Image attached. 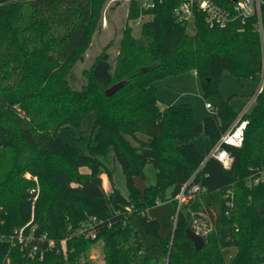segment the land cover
<instances>
[{"label":"trees","instance_id":"trees-1","mask_svg":"<svg viewBox=\"0 0 264 264\" xmlns=\"http://www.w3.org/2000/svg\"><path fill=\"white\" fill-rule=\"evenodd\" d=\"M106 2L0 0V264H79L98 242L105 264H264V181L249 184L264 170V80L244 115L243 145H224L234 158L231 167L213 157L205 161L240 112L220 94L224 72L241 85L264 73L257 18L212 28L195 9L191 33L177 14L181 0H154L150 8L131 0L116 57L109 42L77 87L74 69L101 28ZM142 15L151 18L136 37L130 21ZM262 21L264 26V3ZM188 71L197 73L205 98H219L202 119L190 103L162 107L157 95V81ZM123 80L121 89L106 94ZM90 111L96 114L95 137L90 155H83L67 138L83 137L74 128ZM203 134L211 144L207 151L194 143ZM111 147L127 196L99 158ZM150 163L156 183L142 193L135 178L146 180ZM191 179L204 192L182 206L163 238L148 208L168 200L177 208L175 197ZM201 210L214 229L197 249L187 229L191 211ZM135 221L160 240L163 254L146 253Z\"/></svg>","mask_w":264,"mask_h":264},{"label":"rangeland","instance_id":"rangeland-1","mask_svg":"<svg viewBox=\"0 0 264 264\" xmlns=\"http://www.w3.org/2000/svg\"><path fill=\"white\" fill-rule=\"evenodd\" d=\"M139 1L143 4L144 0ZM130 3L131 0H107L101 28L95 33L92 44L87 50L84 60L79 62L74 69L76 76L74 82L75 86L79 87L82 84L84 80L82 75L83 70L91 66L95 57L109 42H113L110 48L112 59L116 57L123 28L127 22ZM150 18L149 15H142L136 22L130 21V24H132L134 28L133 34L136 37L141 35L142 23ZM188 29L191 33L194 31L193 22L190 23ZM244 82V85H241L238 79L230 71H225L219 86L221 96L224 99L231 98V103L237 110H240L251 102L254 94L263 83V76L259 75L256 79H246ZM157 84L160 86L157 95L162 107L167 103H190L194 108L196 117L199 119H202L211 113V109L206 107L207 102H211L212 104H217L219 102V98L215 95H212L209 98L204 97L201 80L195 71L169 75L157 81ZM95 118V112L90 111L86 115L82 126L79 129L74 128L75 133L80 132L83 135L82 138H67V140L75 145L83 155H90L89 143L90 141H93L95 137V132H93ZM194 143L201 151H207L211 146L209 138L205 134L195 139ZM99 158L112 171V178L115 187L123 195L127 196L128 189L126 178L120 163L114 156L113 147H111L105 154L100 155ZM82 171L87 172V169L82 168ZM144 173L147 186L154 185L156 183L157 174L155 166L152 163L148 164L144 169ZM102 178L103 181L106 182V185L103 183L104 188H107L108 192L111 191L112 185L108 182L107 177L103 174ZM171 191V188L168 189V196H170ZM147 212L150 217L159 220L161 224V236L163 238L168 237L175 226L174 218L171 216L176 212V204L172 200L158 202L156 205L148 208ZM134 225L143 237L146 253L151 255L163 254V250L161 246H159L160 240L146 234L136 221L134 222ZM86 261H88L89 264H105L101 242L95 244L89 250L87 256H82L79 264H86Z\"/></svg>","mask_w":264,"mask_h":264},{"label":"built area","instance_id":"built-area-1","mask_svg":"<svg viewBox=\"0 0 264 264\" xmlns=\"http://www.w3.org/2000/svg\"><path fill=\"white\" fill-rule=\"evenodd\" d=\"M181 5L177 10V14L180 20L193 22L195 9L200 10L205 14V19L210 27H225L228 24L237 21L245 24L251 17H256V29L261 37H264V26L262 21V5L264 0H181ZM145 8H150L155 5L154 0H144L142 4ZM264 80V73H262ZM262 85L254 94L251 102L243 107L239 115L232 125V127L222 135L220 140L211 148L206 155L205 161L213 157L218 159L225 168L231 167L234 158L231 153L224 147V145H230L235 147H241L245 138V130L248 124V120L244 118V115L251 109L253 103L259 92L262 89ZM207 108L212 109L211 102H207ZM264 181V170H262L257 176L253 175L250 178V185L258 184ZM32 192H36V189H32ZM204 192L199 184H192V179L185 184L183 189L176 195L177 208L175 214L172 216L175 221V225L179 216V212L182 206ZM229 191L226 196L229 198L228 205L233 206ZM175 227V226H174ZM190 227L203 238L208 236L214 229V223L211 216L206 211H191V225ZM19 241L23 242V229L17 231ZM37 250V247L35 246Z\"/></svg>","mask_w":264,"mask_h":264},{"label":"water","instance_id":"water-1","mask_svg":"<svg viewBox=\"0 0 264 264\" xmlns=\"http://www.w3.org/2000/svg\"><path fill=\"white\" fill-rule=\"evenodd\" d=\"M125 84H126L125 80L113 84L112 86L106 89V94L113 95L119 89H121ZM135 186L142 193H145L147 189V184L143 176H137L135 178ZM187 236L195 243L197 249H201L205 245L204 238L200 234L196 233L191 227L187 229Z\"/></svg>","mask_w":264,"mask_h":264},{"label":"crops","instance_id":"crops-1","mask_svg":"<svg viewBox=\"0 0 264 264\" xmlns=\"http://www.w3.org/2000/svg\"><path fill=\"white\" fill-rule=\"evenodd\" d=\"M169 104H172V103H169ZM207 104V103H206ZM206 107H207V105H206ZM208 109H210V108H208ZM242 109V108H241ZM240 109V110H241ZM103 176V175H102ZM104 176H106L107 177V180H108V182L110 183V181H109V178H108V176H107V174H104ZM103 183L105 184L106 182L105 181H103ZM111 184V183H110ZM106 185V184H105ZM107 187V186H106ZM106 189V191L108 192V189L107 188H105Z\"/></svg>","mask_w":264,"mask_h":264}]
</instances>
